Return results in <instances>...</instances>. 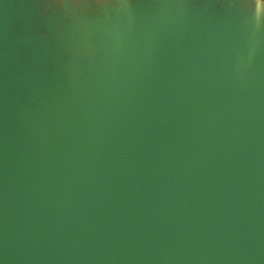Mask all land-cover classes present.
<instances>
[{
    "label": "water",
    "instance_id": "water-1",
    "mask_svg": "<svg viewBox=\"0 0 264 264\" xmlns=\"http://www.w3.org/2000/svg\"><path fill=\"white\" fill-rule=\"evenodd\" d=\"M155 1L0 0V264H264V21Z\"/></svg>",
    "mask_w": 264,
    "mask_h": 264
},
{
    "label": "rangeland",
    "instance_id": "rangeland-1",
    "mask_svg": "<svg viewBox=\"0 0 264 264\" xmlns=\"http://www.w3.org/2000/svg\"><path fill=\"white\" fill-rule=\"evenodd\" d=\"M112 0H60V2H64L65 5H68V10H67V14L68 17L72 16V18H78L81 17L83 18V20H86L84 22L89 21L88 19H91L92 17H94V13L95 10L91 7H89V5H93L96 4L97 8H106L107 5L110 6V2ZM119 3L118 4H122L121 6L123 7V9L121 10L122 13L127 12L126 6L129 2H131L132 0H118ZM134 1V0H133ZM143 1V0H142ZM155 4V0H152ZM234 1L236 3L239 4L238 7H235L237 5H232L231 9H236L237 11L240 10L242 12H252L253 8L255 11H257V15H254V17H256L259 21H264V0H231ZM138 2H140V0H138ZM70 6L75 7L76 9H72ZM107 6L106 10L109 9ZM96 8V10H97ZM102 10H100L101 12ZM236 12V11H235ZM239 12V11H238ZM114 14L113 10H108L105 11L104 15H99L102 20V22H108L110 21L112 18V15ZM74 15V16H73ZM97 19V18H95ZM71 20V19H70ZM106 25V23H105ZM61 28L60 29H55L53 31V33H56V35H59L61 33ZM34 33L32 34L34 36V38H38V39H42V36L44 37V40H46V43H53V41L47 38V32H39L36 29L33 30ZM52 33V34H53ZM88 36H91L90 32L89 33H85ZM45 43V41H44Z\"/></svg>",
    "mask_w": 264,
    "mask_h": 264
}]
</instances>
